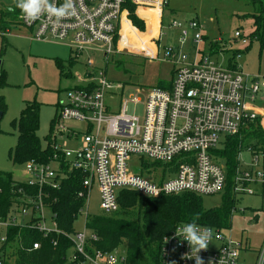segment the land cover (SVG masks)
<instances>
[{
    "label": "built area",
    "instance_id": "2783aa9c",
    "mask_svg": "<svg viewBox=\"0 0 264 264\" xmlns=\"http://www.w3.org/2000/svg\"><path fill=\"white\" fill-rule=\"evenodd\" d=\"M166 1L74 0L76 14L59 24L46 15L30 24L22 15L21 20L23 26L31 29L33 39L67 41L77 59L86 50H102L108 61L115 51L118 52L117 42L123 39L121 25L125 3L158 11L161 18ZM54 2L60 5L64 0ZM172 27L179 31V44L165 48L155 44L154 55L159 59L161 48L163 60L172 65L169 86L151 87L144 92V100L142 96L130 95L122 97L118 103V91L123 92L125 85L115 83L106 70L94 66L85 72L92 73V77L86 79L87 85H74L66 91L65 100L59 101L57 106V122H81L86 125L87 132L83 133L77 149L66 148L62 139L74 140L77 133L73 128L62 126L56 131L53 159L48 163L34 159L25 163L24 183L28 189L20 191V195L13 198L7 216L0 217V264H16L20 250L27 253L39 250L42 241H33L36 234L53 246L63 248V264L124 262L119 248L107 252L96 251L92 246L98 238L95 233L88 232L87 220L90 194L95 185L106 214L119 209L121 190L159 197L182 192L214 195L225 188L227 174L214 151L227 137L240 134L249 122H264V116L252 109L259 94L264 92V76L247 74L237 66L224 67L201 51L204 34L199 21H174ZM234 37L242 45L248 44L241 31H236ZM189 41L198 47L193 59L186 49ZM87 62L94 64L90 58ZM141 104L142 114L129 113V105ZM248 151L253 160L246 164V169H242L241 153L238 154L234 177L237 196L264 192V155L260 156L252 146ZM137 156L143 159L142 164L133 170L131 164ZM144 158L154 159L157 164L146 163ZM161 163L165 170L160 175L155 167ZM74 171L82 175L78 197L84 199L76 218L83 214L86 227L82 231L68 232L59 228L57 213L50 206L56 198L50 190L61 189L63 180ZM145 171L149 178L143 176ZM46 213H49V220ZM199 225L213 230L212 243L207 250L198 253L204 264H243V243L234 239L231 229ZM181 239L183 236L176 237L175 230L163 238L161 264L173 261L195 264L194 259L184 258L191 248ZM255 264H264V244Z\"/></svg>",
    "mask_w": 264,
    "mask_h": 264
},
{
    "label": "rangeland",
    "instance_id": "374dc122",
    "mask_svg": "<svg viewBox=\"0 0 264 264\" xmlns=\"http://www.w3.org/2000/svg\"><path fill=\"white\" fill-rule=\"evenodd\" d=\"M10 7H15L14 0H0V9ZM261 10L264 12V0H167L163 8L160 39L157 36L160 20L156 21L157 17L152 15V11H145L149 13L146 20L135 12L143 24V29L135 26L128 14L129 21L124 17L121 27L122 35L127 37L117 42L118 52L115 51L107 61L104 51L86 50L81 57L76 59L72 67L66 64L63 73L58 68L57 60H69L74 56L68 42L33 39L31 29L18 24L17 18L16 24H11L12 29L9 32L0 31V82H2L0 83V96L4 98L7 105L5 113L0 116V170L11 172L17 180L26 181L25 164L14 163L9 157V150L15 147L18 139V131L13 121L21 115L26 102L37 101L40 106L38 135L43 147L47 146L45 137L49 132L51 130L56 132L62 126L73 128L77 133L74 140L63 138L61 142L63 146L71 149L79 147L83 133L87 132L86 125L77 121L53 123V119L57 118L59 113L57 106L59 101L65 100L66 91L74 85L88 84L89 81L84 78L86 70L93 69L94 66L97 69L106 70L115 83L125 85L123 92L118 91L119 96L116 98L118 103L122 97L129 98L130 95L142 96L144 100L146 90L171 82L172 65L163 60L161 48L179 44V31L172 27L174 21L183 23L190 20L199 21L202 33L207 37L201 49L205 54L210 55L211 44L220 41L218 50L211 56L224 67L235 65L247 74L264 76V47L261 43L262 38L258 37L256 23V15H259ZM126 29L129 31L127 32ZM236 31H241L245 35L248 40L247 45H242L240 40L234 37ZM261 34L264 38V24ZM158 42L161 47L159 59L154 58L155 44ZM186 49L190 58L196 57L198 50L196 44L189 41ZM238 51H241L239 57L236 56ZM88 58L94 61V64H88ZM68 71L69 75H66ZM143 109L142 104L128 107L129 113L142 114ZM252 109L259 116H264V92L259 94ZM261 125L264 129V122ZM224 141H221L216 149H224ZM239 153L242 158V169L248 168L246 164L253 160L248 146H244ZM261 153H259L260 156ZM142 160L139 156L134 157L131 169H137L142 164ZM147 161L149 164L156 163L154 159L144 158V162L147 163ZM155 168L161 175L165 170V165L161 163ZM143 176L149 178L146 171ZM225 193L224 188L220 193L203 195L204 205L208 208L219 207ZM46 214L49 220V213ZM89 214L91 216L104 215L96 185L90 194ZM47 223L49 225V221ZM73 227L75 231L85 229L86 219L83 214L75 219ZM87 229L89 233L92 232L89 227ZM230 229L235 240L247 243L250 247L249 256L253 258L255 250L264 244V192L238 195ZM246 253L243 251L242 256H246ZM119 254L122 258L126 257L125 245L119 247ZM118 264H124V262L120 261Z\"/></svg>",
    "mask_w": 264,
    "mask_h": 264
},
{
    "label": "trees",
    "instance_id": "16d2710c",
    "mask_svg": "<svg viewBox=\"0 0 264 264\" xmlns=\"http://www.w3.org/2000/svg\"><path fill=\"white\" fill-rule=\"evenodd\" d=\"M125 8L129 10V16L135 26L143 29L142 22L135 15L136 5L127 2ZM256 16L258 37L262 38L261 43L264 47V38L261 34L264 24L263 10ZM17 18L18 24H22L19 9L9 11L1 8L0 31L9 32L12 29L11 24H16ZM126 31L129 30L126 29ZM126 37L123 36V38ZM206 38L204 36V40ZM218 48L217 42L212 43L211 54L215 53ZM240 52H236V55ZM76 59L75 57L69 60L58 59L57 65L61 73L64 72L66 64L72 67ZM67 74L69 75V71ZM159 86L167 87L169 83L159 84ZM6 108L4 98L0 96V113L4 114ZM39 110L40 106L37 101L26 102L21 115L13 121L18 131V139L15 147L9 150V157L14 163L25 164L32 159L48 163L56 153V132L51 130L45 137L47 146H42L38 135ZM56 121L57 118H54L53 123ZM224 143V149L214 151L216 158L224 164L227 174L226 193L219 207H206L203 203V195L194 192L145 197L136 191L121 190L118 196L120 207L116 212L88 217L87 226L98 238L92 243L94 250L109 252L125 245L124 264H161L160 252L163 238L172 233L180 224L189 223L198 217L196 219L198 224L230 229L232 214L238 200L234 192V177L239 164L238 154L244 146L248 148L252 146L264 155V129L258 120L249 122L240 134L227 137ZM27 189L25 183L15 179L11 172L0 170V217L7 216L13 198L20 195V191ZM81 189L82 175L74 171L69 178L63 180L61 189L50 190L52 196L56 198V202L50 206L57 213L60 229L73 231L76 214L84 205V199L78 197ZM36 239L42 241L40 249L30 253L20 250V258L16 260V264H63L61 246H53L38 234L33 237V241Z\"/></svg>",
    "mask_w": 264,
    "mask_h": 264
},
{
    "label": "clouds",
    "instance_id": "9594fccd",
    "mask_svg": "<svg viewBox=\"0 0 264 264\" xmlns=\"http://www.w3.org/2000/svg\"><path fill=\"white\" fill-rule=\"evenodd\" d=\"M15 7H10L9 11L19 9L22 18L27 23L38 20L41 16L46 15L53 19L54 23L59 24L62 21L73 17L76 14L74 0H64L57 5L54 0H14ZM145 188L144 185L140 186ZM155 192L154 189H152ZM158 193H156L157 195ZM194 218L191 222L186 223L183 227L175 229V236H183L182 241H186L191 248V252L185 255V259H194L195 264H204L203 259L198 255L201 250H207L212 243L213 230L209 227L200 226ZM193 253H195L193 255ZM172 264H175L173 261Z\"/></svg>",
    "mask_w": 264,
    "mask_h": 264
},
{
    "label": "crops",
    "instance_id": "0c3cea01",
    "mask_svg": "<svg viewBox=\"0 0 264 264\" xmlns=\"http://www.w3.org/2000/svg\"><path fill=\"white\" fill-rule=\"evenodd\" d=\"M137 10H136V12L140 15V17L142 18V19H144V20H146L147 19V17L146 16H148V14L149 13H147V12H149V11H152L153 12V14L152 15H154L155 17H157V22L159 21V32H158V34H157V36L159 37L160 36V33H161V30H162V22H163V12H162V14H161V18H160V16H159V13H158V11H153V10H149V9H139V8H136ZM144 12H143V11ZM128 9L127 8H124V11H123V14H122V21H123V19H124V17L129 21V19H128ZM145 11H147V12H145ZM140 12H142V14H140ZM131 23V22H130ZM122 26V25H121ZM134 28H136V27H134ZM136 30H137V28H136ZM138 31V30H137ZM158 39V38H157ZM159 40V39H158ZM159 43V42H158ZM201 51H203L204 52V50H201ZM223 230H227V229H223ZM242 241V240H241ZM243 243V242H242ZM250 247H248L247 246V243L245 244V243H243V247H242V251H241V261H242V263L243 264H255V261H256V257H257V253H258V251H259V249H257V250H255V256L252 258L251 256H249V253H248V251H250V249H249ZM247 252L246 253V256H242V252Z\"/></svg>",
    "mask_w": 264,
    "mask_h": 264
},
{
    "label": "water",
    "instance_id": "95a60500",
    "mask_svg": "<svg viewBox=\"0 0 264 264\" xmlns=\"http://www.w3.org/2000/svg\"><path fill=\"white\" fill-rule=\"evenodd\" d=\"M0 66H1V61H0ZM92 77V73H86L85 75H84V78L85 79H89V78H91ZM0 116H1V113H0Z\"/></svg>",
    "mask_w": 264,
    "mask_h": 264
}]
</instances>
